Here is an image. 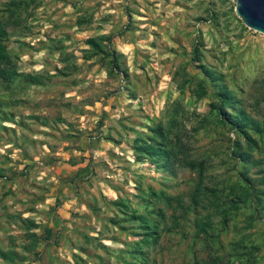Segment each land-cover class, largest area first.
Segmentation results:
<instances>
[{"label": "rangeland", "instance_id": "obj_1", "mask_svg": "<svg viewBox=\"0 0 264 264\" xmlns=\"http://www.w3.org/2000/svg\"><path fill=\"white\" fill-rule=\"evenodd\" d=\"M7 1L0 0L1 11ZM27 2L8 22L4 42L19 70L38 72L45 82L0 84V249L24 256L0 257V264H127L139 238V222L128 211L144 209L139 201L149 187L187 199L193 176L186 169L169 175L136 152L133 139L166 121L178 102L187 139L214 161L211 173L233 175L234 159L226 155L233 131L213 118L191 130L214 88L207 77L205 92L194 80L203 78L199 63L221 71L264 124V33L243 24L235 0ZM94 35L104 36L107 53H93L85 42ZM254 153L264 156V144ZM251 212L238 210L223 230L216 216L213 242L193 237L187 221L183 233L162 231L157 244L138 246L147 264H194L214 250L241 252L231 250V241L246 236L244 244L259 245L254 263L231 255L227 264H264V224L248 222ZM30 220L40 239L27 252L21 246Z\"/></svg>", "mask_w": 264, "mask_h": 264}, {"label": "trees", "instance_id": "obj_2", "mask_svg": "<svg viewBox=\"0 0 264 264\" xmlns=\"http://www.w3.org/2000/svg\"><path fill=\"white\" fill-rule=\"evenodd\" d=\"M27 0H8L0 8V84L19 83L20 85H41L45 82V76L38 72H23L17 68L14 56L8 52L5 45L7 25L11 20H16L20 10L26 7ZM6 11V17L4 12ZM104 36H88L84 40L92 48L93 53L105 54V45L102 43ZM92 53V54H93ZM111 63L113 69L119 65L117 55L111 52ZM199 70L203 78L197 81L192 78L205 92L204 77L209 78L214 84L211 90L213 99L209 101V108L206 113L199 114L198 124L192 123L191 130L197 131L206 127L211 119L227 125L234 133L229 136L230 144L226 155L234 159L232 165L233 175L226 178L217 177L211 173L214 161L205 155L204 151L194 150V145L189 142L186 136V127L181 123V117L186 114L182 105L178 102L173 104L172 111L166 121L157 120L149 128L145 135L139 134L133 139L132 147L136 152L149 159L157 167L167 171L169 175L175 176L178 170H188L193 173L192 183L187 192V199L180 193L168 194L162 189L154 191L147 189V195L141 196L140 204L143 210L132 209L129 212V219H136L139 222V230L136 234L139 238L135 241L137 245L130 249V259L127 264H147L145 250L138 246L154 245L159 242L161 232L166 233L184 232L185 222L191 221L194 225L193 237H209L213 242L217 235L213 229L216 227V216L218 223L223 230L228 226L229 220L240 209H252L247 215V221H261L264 224V156H256L262 152L264 144V124L261 120L253 117L244 107L236 91L229 87L224 81L223 73L215 70L211 65L199 63ZM114 71V70H112ZM192 134V133H191ZM194 134V133H193ZM251 169L255 172H251ZM256 174H261L256 177ZM253 175V176H252ZM153 198L161 201V205L152 203ZM206 210L200 215L198 207ZM26 239L29 240L21 248L27 252L39 243V235L32 231L37 227L33 221H25ZM264 234V231L262 232ZM44 238L51 236L50 227L45 228ZM242 239L236 238L231 241V250L240 247L241 252L230 251L219 253L217 250L208 253L206 258L193 260L194 264H227L228 257L233 255L246 256L249 263H254L253 252L258 250L259 245L250 240L243 243ZM47 243L49 241H46ZM249 243V245H248ZM33 258L37 259L38 252H32ZM0 257L6 262L21 261L24 256L14 249H0ZM233 257V258H234ZM248 264L247 262H245Z\"/></svg>", "mask_w": 264, "mask_h": 264}, {"label": "water", "instance_id": "obj_3", "mask_svg": "<svg viewBox=\"0 0 264 264\" xmlns=\"http://www.w3.org/2000/svg\"><path fill=\"white\" fill-rule=\"evenodd\" d=\"M235 11L247 28L264 33V0H235Z\"/></svg>", "mask_w": 264, "mask_h": 264}]
</instances>
